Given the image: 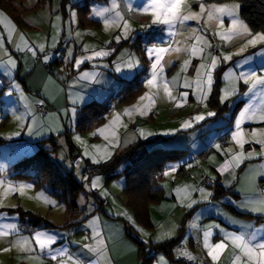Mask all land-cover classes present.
<instances>
[{
  "label": "rangeland",
  "instance_id": "374dc122",
  "mask_svg": "<svg viewBox=\"0 0 264 264\" xmlns=\"http://www.w3.org/2000/svg\"><path fill=\"white\" fill-rule=\"evenodd\" d=\"M36 1L37 0H23V8L29 9V11L24 13L22 17L26 23L35 25L36 28L33 30L27 25L24 26L18 24L10 13L0 7V59L4 60L5 65H7V59L9 56L17 61V67L14 70L10 69V67L0 66V138L4 140L3 142H0V181H3V185L0 186V200H3L5 205L3 208H0V213L4 214L3 217H0V231L7 230L5 227L7 225H17L19 228V234L25 237L31 236V234L36 231L49 232L57 237V241L53 245L57 250V254L59 253V250L63 249L73 258L79 257L84 264H96L94 255L88 253L83 247L85 244L94 243L90 230L85 227L88 221L93 217L100 218V222L104 228L105 240L106 236L112 234L111 227L116 229L114 223L110 224L105 221V219L108 220V218L116 221V226L120 228V232H122L123 226L125 227V222L121 219L126 220L133 227V235L147 242L153 241L156 243V237L158 235H163L169 238V234L171 233L173 235V237H171L172 239L179 235L180 232L183 233L182 227L186 226L183 224L189 222L191 218L186 217L187 214H185V210L180 212L176 221L174 216L172 221H168L166 225H161L157 228H144L137 224L133 211L127 205V197L124 194V188L126 186V176L124 172L125 166H119L116 168L115 174H118V176L112 179H109V176L106 173L94 176L92 182L96 177H99L100 186L95 189L91 188L89 180L84 178V174V177H82L81 168L84 163L86 164L85 168L89 165L101 166L103 163L94 164L92 162V164L87 165L86 160L90 158L83 155L85 147L93 152L97 158H100L105 150H107L110 153V159H108L111 160L117 153L141 140L145 141L153 137L174 134L180 130H185V128L182 127L184 121H192V124L194 123L193 126L198 123H203L206 118L216 116L218 108L225 106L228 102L230 103V108L234 107L236 103L241 101H244V103H247L248 101L253 104V102L258 101L259 99L257 95H243L242 93L246 90L244 85L240 86V91L236 96L231 97L228 101L222 103L221 88L224 85L222 73L229 68H236V65L242 62L246 57L250 59V63L245 66L243 69L244 71L256 72L257 74L264 71V56L261 55V52H264V46L255 48L249 47L243 54L235 55L243 45V40L235 39L230 43L224 42L212 34L216 30L214 23L209 28L204 25L203 21L199 24L195 21L187 22L191 28H199L200 33L205 35L213 46L210 49L206 48L204 62L210 60V57L208 56L209 52L214 55H233L231 62H223L215 71V84L211 95L205 102L206 107L199 103L195 99V96L191 94L188 98V103L179 108L176 107L175 103L166 98H157V103L154 104L153 107V114L148 115L150 116L149 119L142 120L140 124L137 123L135 128L131 127L132 125H127V127L126 125H122V117L119 122L113 124L112 121L116 116L115 111L110 117V122L107 125L105 124L100 127H107V131L102 135L108 137V139L103 138L107 142L102 139V141L98 140L97 142L92 143L90 141V138L92 137L91 133L84 135L76 133L75 114H73L71 110L72 114L70 115L67 110L68 104L66 102V93L71 91V87L75 88L74 92L78 93L84 91L88 93L85 84L72 81L74 76L71 73L75 60L81 56L89 54L84 51V48H89V52L93 49L99 50L101 47L104 49H114L115 51H112L111 55L98 60H90L89 62L99 68L109 67V70L116 75H124L126 72L131 73L138 68L127 69L124 67L125 62L130 56L133 59H139V66L142 67L143 63H145L148 67L147 81L150 77L151 61L145 55L146 48L152 46H167L170 42H172L173 47L190 46L194 43V37L190 39V32L184 30L181 31V34L172 37L168 35L163 26H149L151 24L150 16L137 14L138 10L142 9L148 0H125L128 14L123 12L121 1L115 0L116 5L124 15L125 19H127L132 25L129 38H122L120 43H116L115 37L118 35L122 36V28H116L113 26L110 30L105 31L102 22L99 26L88 25L87 29L80 26L79 15L76 7L73 5L82 0H71L68 4V13L65 17L61 10L62 0H51L38 8H35ZM189 3L192 11H199L197 0H189ZM205 3L211 4L207 2ZM221 3L240 4L237 0H228ZM104 5L112 7V0H108ZM100 7V5H95L91 8L90 18H96L93 15V10L99 9ZM57 16L61 17L60 21L56 20ZM228 26L229 22L225 19V28ZM77 32L81 34L79 37L76 35ZM21 33L34 46L44 43L45 51L38 52L36 56H32L27 50L19 51L17 44L19 43L22 45V41L19 40ZM91 33H95V35H92ZM253 33L256 32L253 31ZM87 36L89 39L84 43ZM53 37H55L56 40V47L51 46L53 43ZM137 38H139L138 41H136ZM109 41H111V43H108ZM60 42L66 46L64 49L65 51H63V66L68 69L70 75L67 74L65 69H63L61 72L55 70L54 76H52L45 66L46 64L52 63L56 57L53 51L58 47ZM139 45L143 47L141 52L137 49ZM69 51L72 52L71 57L68 55ZM113 54L114 56L111 57ZM45 55L49 57L48 60L44 59ZM38 57L40 59H38ZM187 58V55L183 52L173 53L166 56V60L172 62L165 66V72L169 80L178 76L181 79L183 78L184 74L181 73V63ZM200 62L202 61L197 59L192 61V65L188 68L186 73L188 77H194L195 68ZM117 65L122 69L120 72L116 71ZM35 67L37 70H40V73L35 70ZM42 67L44 72L41 70ZM236 70L239 72L241 69L237 68ZM32 71H34V73ZM30 73L33 74H31L29 84L31 81H36V88L34 89V93H32L35 95L34 98L24 91L21 81V79H25V76L28 74L30 76ZM52 78L56 80V82ZM48 79L53 83L50 84ZM146 81L144 91L150 92L152 90L147 87ZM13 83L20 85V90L13 88ZM38 85L43 88H39ZM21 91L24 94L23 96H21ZM180 91H189L191 93L192 90L183 88L176 89L174 90V95H178ZM36 93H39L42 96L44 94H49L55 97L57 104H54L56 106L50 104V114L42 116L37 113V106L40 105L39 102L42 100L37 97ZM24 97H27V99H24ZM82 101H84V98ZM216 102H219V104ZM214 104H216V106H214ZM46 107L49 109L47 105ZM209 111L214 112L215 115L208 116L207 113ZM199 114L205 115V119L199 122L193 120V117ZM152 115L154 118H151ZM17 117H21L22 119H17ZM137 128L139 129L138 137L135 136L137 135L135 133ZM67 131L70 132L69 137L75 141L76 145L80 148V150H76L75 152V155L77 156L76 158H73L71 155L72 153H70L69 145L67 143V135H65V132ZM141 131L146 135L144 138L140 135ZM113 133L115 136H113ZM51 136L55 137L58 145L57 150L50 155L51 161L54 165L61 166L67 170H73L77 178L84 184V190L78 197L79 209L76 216H73V213H69L66 205L60 202L54 195L50 194L48 190L37 187L32 179L16 177L13 172L12 167L15 163L37 152L38 141ZM76 136H80L84 140L83 145L76 141ZM220 140L221 142L218 143L221 146V152L222 150L224 152L226 151V143L230 141L229 134L224 132L221 133ZM92 145H97L99 152L92 149ZM47 147L50 148V146ZM153 148L154 146H149L148 150ZM200 150L201 148L197 149V143H195L190 148V156L187 157L188 160L193 158V155L197 156V154H193V151L198 152ZM215 156L216 155H213L214 158ZM214 158H212V160ZM108 159L106 162L109 161ZM195 159L199 160V157H195ZM199 165H203V162L199 161ZM199 165L197 163L195 168H192L190 171L192 172L194 169H198ZM187 168H191V166ZM184 179L193 180V178ZM9 185H26L30 187L25 188L24 195H19L7 191ZM261 191L262 189H260V192ZM41 192L51 200L56 201L59 206H51L44 203L42 200L36 199L37 195ZM21 211L38 214L51 223L52 227H35L32 222L21 219ZM124 213H127V215ZM129 216L132 219H129ZM140 229H144V231L142 232ZM145 232L147 234H145ZM214 235L215 234H213V236ZM16 236L17 233H12L10 236L0 237V264H60L59 259L56 261L51 259V254L49 252H41L38 249L32 253L19 252L12 246V241L15 240ZM167 238L165 240H167ZM115 248H117V246L112 245V250H115ZM4 249L11 250L5 251ZM108 260L110 261L109 256ZM195 263H197V261H195ZM65 264H71V262L67 261L65 258ZM110 264H112V261H110ZM153 264H159V261L155 260Z\"/></svg>",
  "mask_w": 264,
  "mask_h": 264
},
{
  "label": "snow or ice",
  "instance_id": "6c2138e0",
  "mask_svg": "<svg viewBox=\"0 0 264 264\" xmlns=\"http://www.w3.org/2000/svg\"><path fill=\"white\" fill-rule=\"evenodd\" d=\"M199 11H192L189 0H181L180 11L172 19H165L161 16L155 15L153 11V4L151 0H148L147 3L143 6L142 9L138 10L137 14L149 15L151 19V25H160L166 29L169 36L175 37L181 34V31H189V38L194 37V43L190 46L184 47H173L172 42L167 46H152L145 49L146 57L151 61L150 64V77L146 81V85L152 91L146 93L139 97L137 104L132 107L125 109L124 114L131 117L132 114L136 111H139L140 115H146L148 110L157 103V98L164 99L175 103L176 107H183L188 103V98L191 95L195 96V99L203 104L206 107V101L211 95L215 80L214 73L217 68L225 61L231 62L233 59L232 54H223V55H214L210 52L208 56L210 60L204 62L205 60V50L213 47L207 37L200 33L199 28H191L187 22L195 21L198 24L203 21L206 27H211L212 24H215L216 30L212 33L217 36L221 41L232 42L235 39H241L244 41L243 45L240 47L239 51L235 55L243 54L249 47H259L264 46V32L253 33L252 29L247 23H245L240 17V4L239 3H211L206 4L204 0H197ZM171 6V5H170ZM93 15L102 22V26L105 31L110 30L113 26L116 28H122V36L118 35L115 37L116 43H120L121 39H128L130 31L132 30V25L130 22L125 19L124 15L119 10L118 6L115 3V0H112V7L107 5H101L99 9L93 10ZM225 19L228 20L229 26L225 28ZM57 21L61 20L60 16L56 17ZM144 27V26H142ZM95 35V33H91ZM79 37L81 34L76 33ZM19 40L22 41L21 44H17L19 51H25L31 53L32 56H36L38 52L45 51V44L40 43L38 45L31 44L26 37L21 33ZM108 43H111L109 41ZM52 47H56V40L53 37ZM84 51L89 53L88 55L81 56L75 60L73 67L79 70L80 66L86 61L102 59L111 55L114 49H104L100 48L99 50L93 49L89 52V48L85 47ZM185 53L187 59H184L181 63V73H183V78L173 77L171 80L167 78L165 72L166 64L172 63L170 60H166V56L173 53ZM69 57L72 56V52H68ZM261 55L264 56V52H261ZM45 60H48L49 57L45 55ZM194 59L201 60L196 68L194 77H188L186 75L188 68L192 65ZM250 63L249 58H245L242 62L236 65V68H229L222 73V79L224 80V85L221 88V102L228 101L231 97L236 96L240 91V86L244 85L246 90L243 95H257L260 100L259 106H254L249 103L241 108L238 112L237 117L234 123V131L231 134L232 142L238 146L239 151L233 152L231 148L228 149V158L224 160L222 166L218 169L220 174L231 173L230 178L232 180L238 179L236 176V170L240 169L241 165L244 164L246 160H253L255 157H260L264 159V129L261 130H251L248 133H245L243 125L250 120H255L259 118L260 122H264V71L257 74L256 72L244 71L246 65ZM140 60L133 59L131 56L127 59L124 64V67L127 69H133L139 66ZM0 66L10 67V69H15L17 67V61L10 56L7 59V65L4 64V60L0 59ZM237 68L241 69L237 72ZM122 69L119 65L116 67V71L120 72ZM81 79L91 80L95 79V74L90 72H81ZM13 88L20 90V85L13 83ZM189 89V91H180L178 95H174V90L176 89ZM21 91V96H23ZM27 99V97H24ZM76 101H74L75 103ZM39 103H43L40 101ZM75 108L72 109L73 114L75 113ZM208 116H214L215 113L209 111ZM17 119H22L17 117ZM205 119V115L199 114L193 117V120L199 122ZM121 120V115L116 114L112 123L115 124ZM192 121H184L182 127L187 129L192 127ZM31 131V129H30ZM107 131V127L100 128L96 132H93L91 135H104ZM140 135H144V132L141 131ZM113 136L115 134L113 133ZM251 136L252 139L249 140L247 137ZM259 136V138H257ZM76 141L84 144V140L80 136L75 137ZM105 139H108L105 136ZM255 143L261 146L262 151L256 152L255 150L244 151L246 144ZM216 148L221 146L217 144ZM92 149L99 152L97 145H92ZM83 155L88 156L94 164H99L105 158L110 157V153L105 150L104 154L97 158L93 152L89 151L85 147ZM178 166H172L169 171H166L164 175H169L176 171ZM190 167V165H189ZM249 174L245 177V183L249 185L247 189H242L246 191L255 192V183L258 177H264V171L257 169L256 165H249ZM212 180H215L216 177L212 176ZM100 178L96 177L91 183V188L95 189L100 186ZM3 185V181H0V186ZM30 186H13L9 185L7 191L17 193L19 195H24L25 188ZM177 197L188 198L189 202L185 205L187 208L191 209L196 204L202 201H209L213 196L211 191H207L205 188H196L191 187L190 189L187 186H182L176 189ZM191 194H195L198 198L192 199ZM38 200H42L44 203H47L51 206H59L56 201L51 200L43 192L39 193L36 197ZM4 202L0 200V208H3ZM243 207L246 210L256 212L260 215H264V191H261L258 199L246 202ZM127 215V213H124ZM3 213H0V217H3ZM129 219H132L129 216ZM236 222V221H234ZM195 226V225H193ZM7 230L0 231V237H7L12 235V233H17L15 240L12 241V246L16 248L21 253H32L37 249L41 252H49L51 254V259L56 261L60 260V264H65V258L67 261H70L71 264H84L79 257L73 258L70 254L66 253L63 249L57 250L53 245L57 241V237L46 231H36L31 234L29 237H25L19 234V228L17 225H7L5 226ZM91 232V237L94 240L92 244H85L84 249L94 255L96 264H110L106 252V240L104 238V228L100 222V218L93 217L85 225ZM218 229L221 233H226L222 235L221 239L218 242L210 243L209 239L213 236L214 231ZM144 231V229H140ZM145 234H147L145 232ZM170 235V234H169ZM167 237L163 235H158L156 237V242L160 243L165 240ZM202 246L206 250V255L211 259V261L218 264L221 255L227 250L230 246L234 254V264H264V224L255 225L249 223L245 230L240 232H232L226 229L221 228L220 225H210L207 230L202 232ZM5 251H10L11 249H4ZM177 257H187L189 260H196L197 257L191 255L190 252L178 249L176 253ZM159 261L161 264H166L165 258L160 257ZM202 264V262H201Z\"/></svg>",
  "mask_w": 264,
  "mask_h": 264
},
{
  "label": "crops",
  "instance_id": "0c3cea01",
  "mask_svg": "<svg viewBox=\"0 0 264 264\" xmlns=\"http://www.w3.org/2000/svg\"><path fill=\"white\" fill-rule=\"evenodd\" d=\"M96 5L101 6L104 4L99 3ZM125 14H128V12ZM94 20L97 19L94 18ZM99 22L101 23V21ZM82 28L87 29V27H82ZM88 39L89 37L87 36L84 40V43ZM63 46L64 45L62 42H60V44L58 45V47L65 49L66 46L64 47ZM113 56L114 54L111 57ZM63 65H64V59L61 65H55V70L61 72L63 69H65L67 71V74L70 75L68 69ZM137 67L139 69L136 68L135 70H133V72L131 73L126 72L124 75H116L109 70V67L99 68L93 65V63H90L89 61L82 64L79 70L73 67V70L71 71V73L74 76L72 81H75V83L80 82L82 84H85L88 90V93L84 91H80L77 93L74 92L75 88L71 87V91L66 93L68 112L71 115L72 114L71 110L73 108H75L76 110L74 113L75 124H77L76 120H77L78 111L84 105H86L91 101H97L103 103L109 102L111 100V97L117 94V92L123 86V84L128 80L132 79L143 68V66L142 67L137 66ZM35 70H37L36 67ZM41 70L44 72L43 67L41 68ZM37 71L40 73V70ZM85 71L95 74V79H91V80L81 79L80 73ZM32 72L34 73V71ZM33 73H30V76L29 74L25 76V79H21L24 91L26 93H29L32 98L35 97V95H33L32 93H34V89L36 88L35 87L36 81L33 82L31 81L30 84L29 81L31 79V74ZM54 81L56 82V80ZM48 82L50 84L53 83L52 81H50V79H48ZM39 88H43V87L39 86ZM146 93H148V91H143L137 96L135 100H133L129 104L120 103L119 99H117L112 103L111 111L106 115L103 124H101L98 127H94L93 129L89 130L84 134H88V133L92 134L93 132H96L103 125L105 124L107 125L110 122V117L113 115V112L115 111L116 114L121 115V117L123 118L122 125H126V127L127 125H132L131 127L135 128V125L137 123L140 124L142 120L149 119L150 116L148 115L153 114L154 105L150 108V110H148L146 115H140L139 111L134 112L131 117L126 116L124 114L125 109H128L133 105L137 104L139 97L145 95ZM36 94L37 97L41 98V100L43 101V103L42 104L40 103V105L46 104L49 107L50 104L53 105L57 104L55 101V97H53V95L44 94L42 96L39 93ZM83 98L84 101H82ZM74 101L76 102L74 103ZM246 104H249V102L247 101V103H244V101H241L236 103L234 107L230 108L229 106L230 103L228 102L227 104H225L227 110H225V112L217 119H213L214 117H208L206 118L205 122L198 123L195 126L187 128L185 130H180L179 132L174 134L158 136V137H172V139L170 141L159 140L156 143H154L155 146H161L172 149L185 148L189 150L188 157L190 156V148L195 143H197V149L201 148V150L198 152L193 151V154H197V156L193 155V158H190L189 160L186 157L181 161L171 163L167 168V170L163 172L162 175L163 178L159 183V187L162 189L163 199L159 203H151L148 206V224L147 225L140 224L135 219L137 224L141 227L157 228L158 226L166 225L168 221H172L174 216L176 221L180 212L184 210H185V214H187L186 217H191L189 222H185L183 224L186 225L182 227L183 233L180 232L179 235H177L172 239L171 237H173V235L170 233L169 238H167V240L165 241H162V242H168L171 240H175V244L171 248V256H168L164 252L163 253L159 252L156 254L151 264H153L155 260L159 261L160 257L165 258L166 264H201V262L202 264H215V262L211 261V259L207 257L206 250L202 246V232L204 230H207L210 225L218 224L221 226V228L226 229L228 231L240 232L245 230L246 226L249 223L255 225L264 224V215H260L256 212L246 210L243 207V205L246 202L258 199L260 194V189L264 191V177L257 178L255 183V188H256L255 192L242 190V189H247L249 187V185L245 183V177L249 174L250 171L249 165H256L258 170L264 171V159H261L260 157L257 156L251 161L246 160L244 164L241 165L240 169L236 170V176L238 177V179L236 180H232L230 178L231 173L220 174L218 171V169L222 166L224 160L228 158L229 148H231L233 152L239 151L238 146L232 142L231 134L234 131V123L237 114L241 110V108ZM259 104H260V100L253 102L254 106H259ZM234 111H236V114L233 116ZM49 112H50V107H49ZM151 118H154L153 115L151 116ZM192 125H194V123ZM263 128H264V122H260L259 118L255 120L247 121V123L243 125V129H245V133H248L251 130H261ZM138 131L139 129L137 128V131L135 132L137 135L135 134L133 135L138 137L139 135ZM223 132L229 134L230 141L225 145L226 151L223 152L222 150L221 152V149L220 148L218 149L215 146L219 144L218 142H221L220 140L221 133ZM76 133L79 132L76 130ZM145 136L146 135H141L142 138H144ZM103 138L105 137L102 135H92L90 141L94 143L97 142L98 140L102 141ZM247 138L249 140L252 139L251 136H248ZM257 138H259V136ZM105 142L107 141L105 140ZM72 145H73V152H71L70 150V153H72L71 155L73 156V158H76L77 156L75 155V152L76 150H80V148L76 145V142L73 140H72ZM252 150H255L256 152L262 151L261 146L255 143L245 145L244 151L246 153ZM213 155H216L215 158L213 157ZM195 157H199V160L195 159ZM212 158L214 159L212 160ZM107 159H103L101 162L104 163L106 162ZM199 161L203 162V165H199ZM187 162H193L192 168H195V165L197 163L199 165L198 169H194L192 171L193 175L196 176L193 180H188V179L185 180L178 171L180 166H182ZM86 163L87 165L92 164V161L88 159L86 160ZM85 165L86 164L84 163L83 167L81 168L82 177H84L83 174H84V169L86 167ZM172 166H178L176 171L169 175H164V173L166 171H169V169ZM202 176L203 177L207 176L209 178L215 176L216 179L213 180L215 182V185L205 186V187L200 186V181ZM93 177L91 178H87L86 176L84 177L89 180L90 186ZM182 186H187L189 189L191 187H196V188L202 187L205 188L207 191H211L213 193V196L210 198L209 201L207 202L202 201L196 204L193 208L189 209L185 206L189 202L188 198L184 197L178 199L177 197L176 189ZM190 195L192 199L198 198L195 194L190 193ZM121 220L127 222L124 219ZM105 221H107L110 224L114 223L116 227V229L111 227L112 234L106 236V244H107L106 252H107V256H109L110 258V261H112V264H141V260L139 257V249L137 245L130 238L127 237L126 228L123 226L122 232H120V228L116 226L117 224L114 219L108 218V220L105 219ZM213 231L215 232L214 233L215 235L213 237H210L209 239L210 243L218 242L221 239L222 235H226V233H221L218 229ZM142 241L145 243L153 242V241L147 242L145 240ZM112 245L113 246L116 245L117 248H115V250H112ZM178 249H182L184 251L190 252V254L197 257V259L189 260L187 257L178 258L176 255ZM195 261H197V263H195ZM159 264H161L160 261ZM218 264H234V254L231 246L227 250H225L224 253L221 255Z\"/></svg>",
  "mask_w": 264,
  "mask_h": 264
},
{
  "label": "trees",
  "instance_id": "16d2710c",
  "mask_svg": "<svg viewBox=\"0 0 264 264\" xmlns=\"http://www.w3.org/2000/svg\"><path fill=\"white\" fill-rule=\"evenodd\" d=\"M50 1L37 0L35 8L43 6ZM120 1L123 12L127 13L125 0ZM225 1L228 0H205L207 3H221ZM237 1L241 5L240 16L243 21L253 31L264 32V0ZM70 2L71 0H62L61 10L64 13V17L68 13L67 7ZM107 2L108 0H82L74 4L73 6L76 7L79 15L80 26H99V21L90 18L91 8L96 4H106ZM0 7L10 13L18 24L27 25L30 29L36 28L34 25L26 23L22 17L24 13L29 11V9L23 8V0H0ZM137 49L141 52L143 47L139 45ZM63 51H65L64 48H56L53 51L56 55L53 62L45 66L52 76H54L55 65H61L63 62ZM147 76L148 67L143 63V68L132 79L125 82L117 94L111 97L109 102L91 101L84 105L77 114L76 130L84 134L94 127L103 124L106 115L111 111L112 103L117 99H119L120 103L124 104H129L135 100L145 90L144 85ZM216 103L219 104V102ZM225 110H227L226 106L218 108L216 116L213 119H217ZM235 114L236 111L233 112V116ZM69 134L70 132H65L68 140L67 143L71 152H73L72 140ZM171 139L172 137H156L145 141L141 140L120 151L113 159L101 165L102 173H106L109 179L118 176V174H115L116 168L125 166L126 186L124 194L127 197L128 207L133 211L136 221L140 224H148V206L151 203H159L163 199L162 189L159 187V183L163 178V172L167 170L171 163L188 157V149H172L154 145L159 140L170 141ZM3 141L0 138V142ZM151 145L154 148L148 150V147ZM47 146H50V148ZM57 147L55 137L39 141L37 152L15 163L12 167L13 172L16 177L32 179L37 187L48 190L50 194L66 205L69 213H73V216H76L79 209L78 197L84 190V184L77 178L73 170H67L61 166L54 165L51 161L50 155L57 150ZM189 165L191 166L190 169H192L193 162H187L180 166L178 171L181 176L186 172V168ZM20 216L22 220L32 222L35 227H52L51 223L45 218L33 212L21 211ZM125 228L127 237L139 249L141 264H151L159 252H164L168 256H171V248L175 244V240L161 243H145L133 235L132 227L128 222H125Z\"/></svg>",
  "mask_w": 264,
  "mask_h": 264
},
{
  "label": "built area",
  "instance_id": "2783aa9c",
  "mask_svg": "<svg viewBox=\"0 0 264 264\" xmlns=\"http://www.w3.org/2000/svg\"><path fill=\"white\" fill-rule=\"evenodd\" d=\"M38 59H40L38 57ZM51 72V71H50ZM37 112L38 114L45 116L49 113V109L46 107V105H40L37 107ZM190 168H187V171L182 175L183 178H195L196 176L193 175V173L190 171ZM190 171V173H189ZM102 173V167L101 166H94V165H89L87 168L84 169V176H86L87 178H91L93 176H96L98 174ZM211 185H215V182L205 176L201 178L200 181V186H211Z\"/></svg>",
  "mask_w": 264,
  "mask_h": 264
},
{
  "label": "clouds",
  "instance_id": "9594fccd",
  "mask_svg": "<svg viewBox=\"0 0 264 264\" xmlns=\"http://www.w3.org/2000/svg\"><path fill=\"white\" fill-rule=\"evenodd\" d=\"M155 15L172 19L180 11L181 0H151ZM171 5V6H170Z\"/></svg>",
  "mask_w": 264,
  "mask_h": 264
}]
</instances>
